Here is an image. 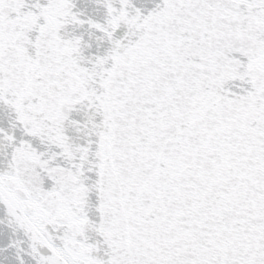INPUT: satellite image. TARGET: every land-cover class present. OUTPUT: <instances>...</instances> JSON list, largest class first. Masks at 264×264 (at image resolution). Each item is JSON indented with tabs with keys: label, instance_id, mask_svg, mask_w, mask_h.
Listing matches in <instances>:
<instances>
[{
	"label": "snow or ice",
	"instance_id": "1",
	"mask_svg": "<svg viewBox=\"0 0 264 264\" xmlns=\"http://www.w3.org/2000/svg\"><path fill=\"white\" fill-rule=\"evenodd\" d=\"M0 264H264V0H0Z\"/></svg>",
	"mask_w": 264,
	"mask_h": 264
}]
</instances>
